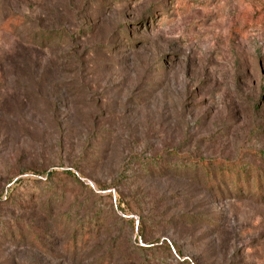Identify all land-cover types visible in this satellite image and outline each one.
Listing matches in <instances>:
<instances>
[{"label": "rangeland", "instance_id": "obj_1", "mask_svg": "<svg viewBox=\"0 0 264 264\" xmlns=\"http://www.w3.org/2000/svg\"><path fill=\"white\" fill-rule=\"evenodd\" d=\"M103 262L264 264V0H0V264Z\"/></svg>", "mask_w": 264, "mask_h": 264}, {"label": "trees", "instance_id": "obj_2", "mask_svg": "<svg viewBox=\"0 0 264 264\" xmlns=\"http://www.w3.org/2000/svg\"><path fill=\"white\" fill-rule=\"evenodd\" d=\"M200 169V173H202V176L208 181H210V184L213 186L214 182H211L210 179L213 180V178L216 176L218 178V181L222 180V179H227L228 181H230L231 177L234 178V182L238 183V179L237 176H243V173L240 172L239 170H237L234 166H228V167H223L222 165L216 164V163H212V164H202V169ZM196 168H193L191 174L196 173ZM232 172V173H231ZM218 187V186H216ZM257 187L259 188V191L261 189V185L260 182L258 181ZM88 228H83L80 231V236L81 238H72L70 240V244L72 245V247H76V245L82 246L86 240V238L88 237ZM79 241V244H77ZM103 264H106L105 262H103Z\"/></svg>", "mask_w": 264, "mask_h": 264}]
</instances>
